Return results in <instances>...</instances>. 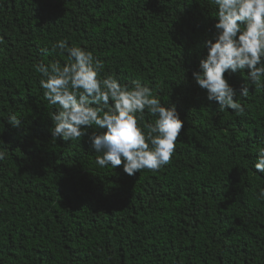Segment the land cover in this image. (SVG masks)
<instances>
[{"label": "trees", "instance_id": "trees-1", "mask_svg": "<svg viewBox=\"0 0 264 264\" xmlns=\"http://www.w3.org/2000/svg\"><path fill=\"white\" fill-rule=\"evenodd\" d=\"M216 13L210 0H0V264H264V86L243 97L249 73L225 74L237 115L193 75ZM61 40L102 61L101 80H139L175 106L184 127L168 165L101 168L94 127L53 139L35 66L69 62L51 51ZM156 119L145 111L141 127Z\"/></svg>", "mask_w": 264, "mask_h": 264}, {"label": "clouds", "instance_id": "clouds-1", "mask_svg": "<svg viewBox=\"0 0 264 264\" xmlns=\"http://www.w3.org/2000/svg\"><path fill=\"white\" fill-rule=\"evenodd\" d=\"M217 7L214 18L215 42L208 40V55L200 61V71L194 79L208 93L210 101L220 104L221 110L231 109L243 115L245 108L236 99L237 91L226 79V73L247 72V83L239 95L247 97L250 85L256 89L264 86V0H210ZM67 53L69 62L58 61L36 65L44 79L40 81L49 105L56 108L50 117L54 122L53 139L63 138L76 142L88 135V128L106 130L93 132L89 139L98 155L101 167L116 169L134 176L147 169L153 172L168 165L181 136L184 122L175 106H163L154 97L151 88L139 80L132 87L122 86L114 77L101 80L104 64L91 51L81 47H68L67 41L52 46L53 53ZM48 54L47 48L42 50ZM147 111L157 117L154 123L141 127ZM8 123L19 128L21 120L11 115ZM146 130V134H145ZM5 153L0 152V161ZM258 173H264V148L259 151L255 164ZM264 195V193H262Z\"/></svg>", "mask_w": 264, "mask_h": 264}]
</instances>
